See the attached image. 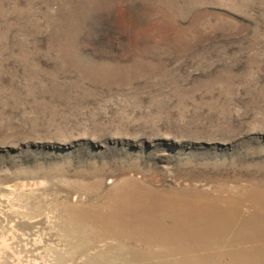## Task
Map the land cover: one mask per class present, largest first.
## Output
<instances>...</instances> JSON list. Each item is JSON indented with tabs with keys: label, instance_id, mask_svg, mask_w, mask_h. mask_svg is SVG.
<instances>
[{
	"label": "rangeland",
	"instance_id": "1",
	"mask_svg": "<svg viewBox=\"0 0 264 264\" xmlns=\"http://www.w3.org/2000/svg\"><path fill=\"white\" fill-rule=\"evenodd\" d=\"M130 178L264 188V0H0V264H138Z\"/></svg>",
	"mask_w": 264,
	"mask_h": 264
},
{
	"label": "bare ground",
	"instance_id": "2",
	"mask_svg": "<svg viewBox=\"0 0 264 264\" xmlns=\"http://www.w3.org/2000/svg\"><path fill=\"white\" fill-rule=\"evenodd\" d=\"M114 193L90 210L91 221L138 264L155 255H180L176 264H264V188H164L130 178Z\"/></svg>",
	"mask_w": 264,
	"mask_h": 264
}]
</instances>
